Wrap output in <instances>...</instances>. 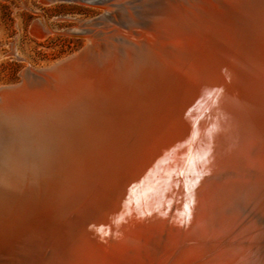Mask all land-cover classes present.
<instances>
[{
    "label": "bare ground",
    "instance_id": "6f19581e",
    "mask_svg": "<svg viewBox=\"0 0 264 264\" xmlns=\"http://www.w3.org/2000/svg\"><path fill=\"white\" fill-rule=\"evenodd\" d=\"M64 1L83 47L0 87V264H264V0Z\"/></svg>",
    "mask_w": 264,
    "mask_h": 264
},
{
    "label": "rangeland",
    "instance_id": "374dc122",
    "mask_svg": "<svg viewBox=\"0 0 264 264\" xmlns=\"http://www.w3.org/2000/svg\"><path fill=\"white\" fill-rule=\"evenodd\" d=\"M184 1L195 7L206 3L202 0ZM141 3H137L134 10L138 14L147 12L146 2ZM100 10L103 11L90 4L64 0H0V87L19 83L21 71L27 65L47 67L78 52L86 42L85 37L76 34L78 26L83 20L97 18ZM36 19L51 29L49 35L33 26ZM144 21L139 20L141 24ZM119 27L125 33L129 31ZM133 35L131 33L129 37ZM11 43L17 48V56L7 55ZM2 247L1 253L8 256L10 250Z\"/></svg>",
    "mask_w": 264,
    "mask_h": 264
}]
</instances>
